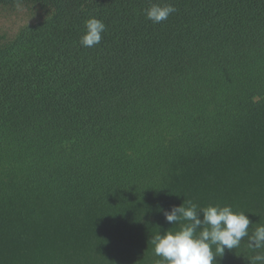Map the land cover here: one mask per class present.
I'll list each match as a JSON object with an SVG mask.
<instances>
[{
  "label": "trees",
  "instance_id": "1",
  "mask_svg": "<svg viewBox=\"0 0 264 264\" xmlns=\"http://www.w3.org/2000/svg\"><path fill=\"white\" fill-rule=\"evenodd\" d=\"M152 3L176 11L154 24ZM21 10L0 31V264H158L184 200L264 224V0H0ZM249 243L217 264H264Z\"/></svg>",
  "mask_w": 264,
  "mask_h": 264
},
{
  "label": "clouds",
  "instance_id": "2",
  "mask_svg": "<svg viewBox=\"0 0 264 264\" xmlns=\"http://www.w3.org/2000/svg\"><path fill=\"white\" fill-rule=\"evenodd\" d=\"M175 11L171 3H152L145 9V16L152 23L160 24ZM105 31L102 20L87 19L84 34L79 39L80 46L99 45ZM163 214L166 222L179 225V230H167L151 237L154 255L160 258L158 264H217L218 257H223L226 250L239 247L245 237H248L250 247L264 248V224L257 225L249 235L252 224L249 217L243 212H234L231 206L199 208L184 200L181 205L164 210Z\"/></svg>",
  "mask_w": 264,
  "mask_h": 264
},
{
  "label": "rangeland",
  "instance_id": "3",
  "mask_svg": "<svg viewBox=\"0 0 264 264\" xmlns=\"http://www.w3.org/2000/svg\"><path fill=\"white\" fill-rule=\"evenodd\" d=\"M26 22L25 11L21 10L16 14L0 12V31H6L8 35L13 33L17 26Z\"/></svg>",
  "mask_w": 264,
  "mask_h": 264
}]
</instances>
